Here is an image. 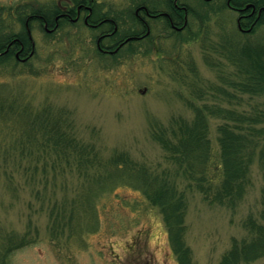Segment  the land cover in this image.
<instances>
[{
  "label": "trees",
  "instance_id": "1",
  "mask_svg": "<svg viewBox=\"0 0 264 264\" xmlns=\"http://www.w3.org/2000/svg\"><path fill=\"white\" fill-rule=\"evenodd\" d=\"M23 13L17 19L21 24ZM212 54L214 62L207 64L218 82L188 86L200 102L187 103L191 118L177 116L149 126L150 138L163 152L164 167L136 161L124 151L103 154L95 142L76 134L71 111L50 101L35 104L28 90L1 84L8 98L0 93V188L9 198L25 191L30 201L22 235L0 225V264H10L15 251L38 243L34 216L45 217L46 235L58 246L62 239L68 244L97 232L100 199L120 187L139 192L158 211L177 263L194 264L185 242L188 194L195 192L207 205L235 214L255 185L254 167L262 179V209L240 222L244 234L230 239L216 264H264V44L237 40L226 53ZM0 60H10L16 68L10 55ZM23 113L31 120L25 140L16 122ZM211 119L219 121L216 154ZM8 144L14 146L7 149Z\"/></svg>",
  "mask_w": 264,
  "mask_h": 264
},
{
  "label": "rangeland",
  "instance_id": "2",
  "mask_svg": "<svg viewBox=\"0 0 264 264\" xmlns=\"http://www.w3.org/2000/svg\"><path fill=\"white\" fill-rule=\"evenodd\" d=\"M94 1L110 15L118 14L121 33H130L133 29V8L137 3L151 4L150 0ZM187 2L206 13V6L200 0ZM57 3L58 0H0V43L6 36L25 32L24 21L22 24L17 21L21 11L26 12L25 17L30 10L44 8L48 11ZM208 15L211 26L219 15L213 10ZM229 17L222 11L216 21L226 22ZM29 27L35 52L25 63L15 60L16 68L12 61L0 60V85L28 90L35 104L50 101L71 111L76 134L84 141L95 142L105 155L114 150L124 151L136 161L160 163L164 167L163 152L149 136L151 122L166 124L172 117L191 118L187 103H200L188 90L186 81L190 80L171 70L173 58L178 63L185 59L194 63L202 82H218L212 68L204 61L208 55L201 54V46L193 39L187 43V38H170L164 33L155 45L125 47L111 58L96 53L95 33L81 26L61 25L51 36L46 35L37 22H30ZM153 28L152 32L159 31L156 26ZM210 29L211 34L217 33L213 26ZM230 35L235 41L264 44V29L245 39L234 31ZM3 96L8 98L7 94ZM28 117L23 113L16 120L24 129V140L31 133ZM218 124L215 119L209 121L213 142ZM13 146L8 144L6 148ZM213 150L216 154V145ZM253 179L254 187L235 214L207 205L195 192L188 194L185 242L194 264H216L230 239L244 234L240 222L248 213L257 214L262 209V179L256 167ZM9 195L10 198L0 188V225L6 232L22 235L29 212V193L21 191L18 195ZM97 212L100 221L97 232L68 244L62 239L60 246L46 235L45 217H32L39 230L38 243L15 251L10 264H178L169 247L161 216L147 205L139 192L120 187L100 199Z\"/></svg>",
  "mask_w": 264,
  "mask_h": 264
},
{
  "label": "flooded vegetation",
  "instance_id": "3",
  "mask_svg": "<svg viewBox=\"0 0 264 264\" xmlns=\"http://www.w3.org/2000/svg\"><path fill=\"white\" fill-rule=\"evenodd\" d=\"M206 6V13L195 9L187 0H150V3L139 2L133 8L134 27L130 33H121L118 15L101 10L94 0H58L52 9L38 10L37 14L30 12L23 18L25 32L6 36L0 43V57L12 55L20 62H27L35 52L30 30V22H37L46 35H53L61 25H78L95 33V50L98 55L113 58L125 47L155 45L164 33L166 37L186 39L201 46V54L207 51L208 64L214 62L212 53H226L234 46L235 40L231 37L232 31L239 33L243 39L249 38L264 29V0H200ZM44 7V6H43ZM215 11L219 16L227 12L226 22L215 19L212 22L208 15ZM209 17V20L206 18ZM117 18V20H116ZM210 27H209V26ZM157 27V33L152 32ZM217 31L211 34V27ZM207 28V29H206ZM19 34V35H17ZM26 37V39L24 38ZM34 49V50H33ZM33 51L32 55L30 53ZM171 61V70L174 74L180 72L187 86L200 85V75L194 63L185 59L178 63ZM184 79V80H186Z\"/></svg>",
  "mask_w": 264,
  "mask_h": 264
},
{
  "label": "water",
  "instance_id": "4",
  "mask_svg": "<svg viewBox=\"0 0 264 264\" xmlns=\"http://www.w3.org/2000/svg\"><path fill=\"white\" fill-rule=\"evenodd\" d=\"M33 51L30 53V55H32Z\"/></svg>",
  "mask_w": 264,
  "mask_h": 264
}]
</instances>
